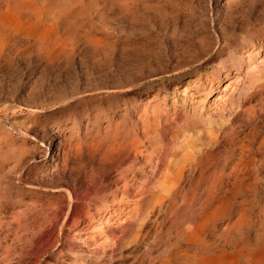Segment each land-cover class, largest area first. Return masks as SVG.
<instances>
[{
  "label": "rangeland",
  "instance_id": "rangeland-1",
  "mask_svg": "<svg viewBox=\"0 0 264 264\" xmlns=\"http://www.w3.org/2000/svg\"><path fill=\"white\" fill-rule=\"evenodd\" d=\"M9 7L0 2V14ZM10 24L18 27L5 34L0 47V127L13 133L21 150L16 147L0 172L7 192L0 215L12 230L23 220L24 241L21 257L0 264H158L170 249H185L176 244L174 229L167 232L165 204L136 208L126 202L120 223L85 216L95 208L88 207L79 185L90 160L86 151L140 137L146 117L158 115L175 117L173 124H161L172 129L168 133L181 129L186 139L220 140L215 147H199L208 153L203 170L239 165L248 174L245 189L229 185L232 190L213 199L219 216L204 226L208 250L198 257L224 253L239 241L254 243L257 233L264 236V77L236 102L230 120L228 115L196 120L183 113L174 93L183 88L182 83L174 88L178 77L202 85L221 73L240 76L235 59L258 43L264 51V0H32ZM243 83L248 86L250 77ZM191 91L201 95V87ZM229 136L234 141L227 144ZM46 156L51 164L40 162ZM132 170L126 181L132 195L158 188L156 179L134 177L139 166ZM117 174L94 172L97 183L105 176L96 191L105 212L122 199L118 188L125 181ZM188 181L183 185H196L195 178ZM204 184L197 185L195 206L188 203L183 216L200 218L198 207L208 200ZM240 214L244 225L233 235L227 229ZM6 234L0 236V254L13 238V231Z\"/></svg>",
  "mask_w": 264,
  "mask_h": 264
},
{
  "label": "bare ground",
  "instance_id": "bare-ground-1",
  "mask_svg": "<svg viewBox=\"0 0 264 264\" xmlns=\"http://www.w3.org/2000/svg\"><path fill=\"white\" fill-rule=\"evenodd\" d=\"M10 1L11 0H0V2L5 3L8 7L10 6ZM31 3L32 0H13V7H9L11 11L5 15L0 14V47L6 39L5 34L18 27L17 24H10V22H13L23 9L29 8ZM37 10L40 9L38 8ZM35 13L37 18L39 13ZM91 43L93 44L94 41H91ZM95 44H97V42ZM261 49L262 44L258 43L255 48H252L246 53H241V55L235 59V65L237 66V71L240 76L236 74L232 76L228 74L229 72L227 74L221 73L202 85L198 84L194 78L189 77L184 81V78L181 80V78L178 77L174 88L178 87L180 83H182L183 88L174 93L176 96L175 99L179 101L183 113L202 122H210L215 118H220L225 115H228L230 120L234 116L235 110L238 109L239 105L236 104V102L241 100L242 103V96L245 95L246 91H248L250 87H253L261 77H264V58L260 59L264 51ZM247 76L250 77L248 86L243 83V80L246 79ZM200 87L201 95L196 97L195 93L191 90L192 88L196 89ZM174 88L172 89L174 90ZM211 94L212 98L209 100ZM245 112H250V110H246ZM174 118L169 119L161 115L152 117L151 119L150 117H146L143 121V126L145 128L140 137H123L117 144L108 145L107 148L103 150L95 147L91 149L90 154L88 150L86 151L90 160L88 165H85L82 169L79 185L82 192H86L88 207L93 204L95 208L90 207L91 209L89 208L85 216H87V218H89L88 214L92 217L95 216L97 218L96 222L100 224H109L110 222L120 223L128 209L126 205H128L127 203L129 202L136 208L142 205L155 208L156 206H163V204H165L166 208H168L166 210L167 214L169 215V219L167 220V232H171L174 229L178 239L176 244L184 243L186 244V248H176L174 251L170 249L169 253L166 252L165 258L158 260V264H264V236L259 233L256 234L254 243L239 241L230 245L231 247L228 251H224V253L210 255L204 258L198 257L199 252L201 253L203 250H208V246L204 244V226L209 222H214L219 216L217 213L219 206L211 208L213 199H215L219 191L222 190L229 191L234 189V187H237L239 191L245 189L244 181L248 174L241 170L239 165L232 167L231 171H228L226 168H223L221 171L212 170L211 172L207 169L203 170V160L208 158V153H205L204 149H200L199 147L203 145H206V147H215L217 146L216 144L220 143V140L217 139V137H208L205 142L196 137L186 139V131L181 129L168 133V131L172 129H165L166 127L162 128L161 124L168 121H171L170 123L173 124ZM146 120L151 123L149 124L146 122V124H144ZM0 129L1 172L5 167V162L8 161L9 158L16 156V147L17 151L21 149L17 145V141L14 139V136H12L13 133L10 130L4 127H0ZM211 133L213 132L211 131ZM232 141H234V138L229 136L224 142L231 143ZM51 145L52 142H50V146ZM49 152L53 155V148L50 147ZM50 157H42L40 162L45 161L47 164H51ZM16 161V163L20 164V154L17 155ZM18 164L16 167H18ZM137 166H139L140 171L134 174V177L137 178L138 181H140L141 176L147 177L146 181L156 179V187H158L156 190L153 189L154 187H148L145 191L143 190L141 194L133 192L132 195L131 184L129 181L126 182L128 178L127 174L130 170L132 173H135L132 169ZM213 166L215 165L212 164V167ZM101 168L104 169V172L107 174L106 176H108L110 170H112L113 172H118L117 175H122L120 180L125 181V183L118 188V190H122L123 192L121 196L122 199L116 202L113 201L111 204L115 205V207L112 208L111 211L106 212L105 209H103L105 203H101L103 201L96 195V191L101 187V184L104 185L102 181L105 176H102L100 181L97 180L99 181L98 183L93 181L94 172ZM188 177L190 179L195 178L196 185H183L185 182H189ZM200 182H205L204 186H206L205 192L208 200L198 207L201 211L199 219L197 215L191 213L187 218L183 216L184 214L183 212L181 213V210L185 208L188 203L190 206H195L194 202H196V197L199 193L198 186L201 184ZM229 185H232L233 188L229 189ZM92 189L95 190L90 193ZM4 190L5 187L3 186L1 188L0 184V198L6 197L7 192ZM124 197H127V200L124 201ZM187 197L191 198L188 199ZM142 200L144 201L140 202ZM209 208H211L210 212L207 210ZM72 210H74V208ZM206 210L208 213H206ZM69 211H71V209H69ZM192 212H197V210L193 208ZM242 217L243 215L240 214L237 220L228 227L227 231L229 233L236 235L240 232L244 225ZM89 222L90 219L86 221L87 226ZM16 223L17 227L12 230L11 221L0 215V236H3L5 233L3 237V239H5V236H7L6 233L8 231H13L12 240L5 243V248H3V252L0 254V260L2 261L9 257H21L22 255L24 222L18 219ZM92 230H94V228H92ZM95 232L96 230H94L93 233ZM32 237L33 240L36 239L35 234L32 235ZM1 245L2 241L0 240V249Z\"/></svg>",
  "mask_w": 264,
  "mask_h": 264
}]
</instances>
